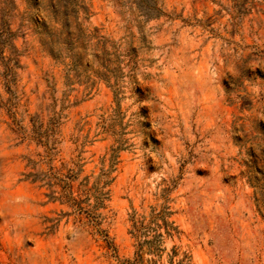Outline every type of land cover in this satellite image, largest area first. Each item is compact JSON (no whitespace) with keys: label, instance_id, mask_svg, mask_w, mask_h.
<instances>
[{"label":"rangeland","instance_id":"1","mask_svg":"<svg viewBox=\"0 0 264 264\" xmlns=\"http://www.w3.org/2000/svg\"><path fill=\"white\" fill-rule=\"evenodd\" d=\"M83 1L82 26L119 46L118 107L88 55L66 73L43 51L47 13L0 0L19 53L11 96L0 62V264H125L131 217L165 201L180 234L164 238L163 263L174 246L189 264H264V199L247 174L264 172V0H156L162 16L145 23L134 4ZM118 140L99 211L110 248L59 187L25 175L77 163L97 177Z\"/></svg>","mask_w":264,"mask_h":264},{"label":"trees","instance_id":"2","mask_svg":"<svg viewBox=\"0 0 264 264\" xmlns=\"http://www.w3.org/2000/svg\"><path fill=\"white\" fill-rule=\"evenodd\" d=\"M26 5L27 11L43 12L49 15L52 23L50 26L43 24L41 30L36 32L39 37L43 51L56 63L65 67L66 73H79L82 60L86 55L90 57L89 68L95 73L99 80H102L109 88L112 89L114 102L116 107L119 105V88L118 78L122 76L121 55L119 46L115 42L104 35H100L96 29L88 31L79 22V14L83 12L87 18L89 15L88 7L83 0H21ZM114 5L119 8H126L127 4L135 5L138 10L137 18L139 22L145 23L151 19H158L162 16L161 10L157 6L156 0H112ZM15 0H4L5 9L15 7ZM15 9V8H14ZM132 8L129 7V10ZM50 21V22H51ZM13 34L10 27L0 18V62L3 67L2 78L6 91L11 96L12 91L9 86L12 82V75L16 68H19V53L15 45L12 43ZM9 47L11 57L6 61L1 57L3 48ZM120 75V76H119ZM114 79V83L110 84V80ZM1 102V99H0ZM2 107L5 105H1ZM8 110V108L6 107ZM117 113V109L115 111ZM38 143L47 146L49 136L46 132L41 133V128L34 132ZM45 141H41V140ZM118 143L120 140L117 141ZM122 149V145L111 149V155L108 159L109 169L101 173L97 177L85 176L80 179L83 169L81 165L75 164L74 169H68L65 173L62 170H55L48 167L46 171L29 173L25 178L32 183L45 182L49 188L59 187L62 198L73 209L76 217L84 218L86 224L90 226L96 235L101 236L107 246L112 248L108 242L107 233L101 229L103 220L102 214L99 212L105 208V202L109 199V190L112 179L110 173L115 165L118 154ZM264 154V151H263ZM35 169V164H31ZM248 174V181L252 183V187L259 194L261 200L264 199V172L259 170L256 173ZM259 174V175H258ZM92 178V179H91ZM163 192H166L163 191ZM164 194V193H163ZM163 198L166 200L165 195ZM165 201L158 208L151 207L148 216H137L133 214L131 217L132 229L130 234L134 238L135 255L132 260L124 261L125 264H189L190 256L186 253H180L179 248L172 247L166 254V261L163 263V255L166 248L163 247L164 238L172 239L179 236L180 231L171 220L172 212ZM143 255H148V259L144 263Z\"/></svg>","mask_w":264,"mask_h":264}]
</instances>
